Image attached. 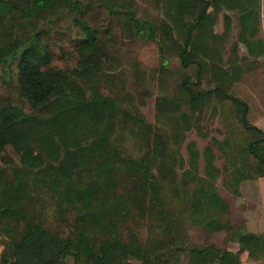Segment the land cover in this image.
Wrapping results in <instances>:
<instances>
[{
  "label": "trees",
  "instance_id": "obj_1",
  "mask_svg": "<svg viewBox=\"0 0 264 264\" xmlns=\"http://www.w3.org/2000/svg\"><path fill=\"white\" fill-rule=\"evenodd\" d=\"M145 1L158 17L139 16L134 0H0V80L15 84L20 98L0 99V264H173L181 254L186 264H241L244 251L253 259L264 254V233L217 218V210L229 208L216 187L211 148L204 175L194 143L189 169L179 149L214 97L229 100L243 127L255 132L245 149L254 162L236 167L234 184L225 186L239 195L242 180L264 176V131L248 122V103L228 91L235 77L212 32L220 5L237 11L239 40L261 56L264 41L250 40L261 1ZM94 10L104 13L99 26L89 21ZM65 17L82 34L74 67L51 64L47 37ZM121 37L157 45L158 125L128 89L149 70L131 57L129 74L115 71L122 61L112 43ZM120 133L133 137L140 153H129ZM187 222L208 233L228 231L238 250L209 239L187 242ZM140 223L151 229L146 239Z\"/></svg>",
  "mask_w": 264,
  "mask_h": 264
},
{
  "label": "rangeland",
  "instance_id": "obj_2",
  "mask_svg": "<svg viewBox=\"0 0 264 264\" xmlns=\"http://www.w3.org/2000/svg\"><path fill=\"white\" fill-rule=\"evenodd\" d=\"M260 1V25L254 37H250V40L256 42L257 40H264V0ZM134 2V8L139 16L158 17V9L149 2L145 0H134ZM89 15V21L98 26L101 20L105 19L104 13L101 11L94 10ZM225 15L230 16L229 25H227ZM214 18L212 32L215 35V43L219 46L222 57L221 63L235 77L229 83L228 91L248 103V122L264 131V54L255 57L248 52L245 43L239 41L241 30L239 12L220 5ZM81 37V32L70 17H65L54 25L47 37L53 51L51 64L58 67H74L78 58V40ZM112 49L122 61L120 65L117 64L116 72L123 71V73L128 72L129 74L128 65L130 66L131 57H135L143 67L149 70L147 80L142 81L140 86L132 85L128 89L135 95V100L145 118L158 125L156 101L159 96V85L157 71L154 70L158 62L157 45L154 42L128 41L121 37L116 40V43H112ZM171 66L176 70L175 63H172ZM209 78V74L204 75L202 87L210 86L209 81H207ZM144 91L147 93L142 95ZM0 99L4 102L18 103L20 98L15 84H4L0 80ZM199 123V127L194 125L184 132L183 140L179 144L184 159V168L189 169L191 166L188 144L193 142L194 149L199 152L197 157L198 170L201 175H204L206 163L204 151L211 148V153L214 156L213 163L219 169V176L215 181L216 187L229 208L228 212L217 210V218L222 221L229 220L235 227L264 233V176L242 180L238 188L239 195L232 194L229 188L225 186V182L230 185L234 184L231 178L235 176L236 167L243 164H253L254 158L245 149L255 132L243 127L231 101L220 100L218 97H214L210 104L203 109ZM118 135L122 136L120 141L129 153H140L133 137L127 136L125 133ZM115 140L118 142L117 139ZM84 152L88 158L91 157L88 151ZM7 154L10 158H15L12 148L8 149ZM234 163H236L235 166H233ZM0 164L4 165L1 158ZM4 179L3 174H0V181H4ZM137 230L143 239L151 234V229L143 223L138 225ZM228 234L229 232L226 230L208 233L202 226L187 222L185 240L199 244L209 239L222 248L237 251L238 244L229 240ZM239 258L241 264H264V254L258 259H253L249 258L247 252L244 251L240 253ZM186 263L187 259L184 254L180 255L178 261L173 262V264ZM131 264H140V262L131 260Z\"/></svg>",
  "mask_w": 264,
  "mask_h": 264
},
{
  "label": "crops",
  "instance_id": "obj_3",
  "mask_svg": "<svg viewBox=\"0 0 264 264\" xmlns=\"http://www.w3.org/2000/svg\"><path fill=\"white\" fill-rule=\"evenodd\" d=\"M264 3V2H263ZM262 17V16H261ZM264 17V16H263ZM242 26H241V30H240V35L242 34L241 32H242ZM240 37V36H239ZM248 38V37H247ZM263 40V39H262ZM240 42H242L243 40H239ZM264 41V40H263ZM244 42V41H243Z\"/></svg>",
  "mask_w": 264,
  "mask_h": 264
}]
</instances>
